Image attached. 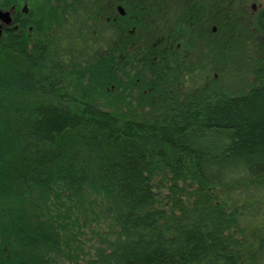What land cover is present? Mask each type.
<instances>
[{
    "label": "trees",
    "instance_id": "1",
    "mask_svg": "<svg viewBox=\"0 0 264 264\" xmlns=\"http://www.w3.org/2000/svg\"><path fill=\"white\" fill-rule=\"evenodd\" d=\"M85 22L77 46L0 42V264H264V47L241 93L201 67L130 115L92 97L119 55Z\"/></svg>",
    "mask_w": 264,
    "mask_h": 264
},
{
    "label": "flooded vegetation",
    "instance_id": "2",
    "mask_svg": "<svg viewBox=\"0 0 264 264\" xmlns=\"http://www.w3.org/2000/svg\"><path fill=\"white\" fill-rule=\"evenodd\" d=\"M1 12L8 13L0 19V39L9 33L20 36L29 45L40 34L48 40L58 39L62 34L65 48L82 43L75 32L82 18L92 36L108 32L116 34L115 41L107 48H125V64L129 63L130 50L139 52L145 49L161 48L157 54L159 65L171 63L173 51L180 54L182 44L177 43L176 32L185 28L192 34L188 40L192 48H209L210 38L218 36L224 43L227 24L245 23L251 32H257L264 13V0H2ZM174 19H178L175 24ZM256 24V26H255ZM236 28V26H234ZM74 34L73 37L67 36ZM200 34V35H199ZM24 35V36H23ZM21 38V39H22ZM102 47L104 42H92ZM83 47V46H81ZM104 48V49H107ZM137 53V52H136ZM133 60H136L133 59ZM137 62V61H136ZM143 65V62L140 63ZM146 76L145 78H141ZM155 73L142 74L134 85L125 84V92L131 99L156 96L158 87ZM126 80V79H125ZM166 84L164 83V86ZM119 90L122 89L120 85ZM163 87V86H162ZM116 91V86H111ZM132 95V96H131Z\"/></svg>",
    "mask_w": 264,
    "mask_h": 264
},
{
    "label": "rangeland",
    "instance_id": "3",
    "mask_svg": "<svg viewBox=\"0 0 264 264\" xmlns=\"http://www.w3.org/2000/svg\"><path fill=\"white\" fill-rule=\"evenodd\" d=\"M177 20L174 19L175 24ZM179 20H182L183 24L187 27L188 24L185 23L186 19ZM234 26H236V32L230 36L225 35L224 43L219 39V35L211 37L208 49L205 47L200 49V45H196L193 48L189 46L187 39L192 34L186 33V27L179 28V32H176V44H182L181 52L176 56L177 52L173 51L172 56L176 61V65H174L175 62L172 60L167 65H159L157 54L161 52V48L139 50V52L136 51L137 53L135 50H130L128 54L129 63L125 64V48H119L116 50L119 55V58L116 59L118 64L114 69L119 74V77H115L118 80L116 82L123 89L112 90V85L118 86L111 82L108 83V79L111 76L109 77L107 72L112 61L100 59L98 64L101 67V71L99 73L96 72V75L93 77L95 90L92 97L95 99V103L106 108V110L125 112V114L130 115L136 112L144 113V116L150 115L149 113L151 112L160 111L163 106L170 107L171 105H165L170 97L181 99L180 94L182 91L176 84L180 80H183L186 75H192L195 70L201 67L209 71V74L213 78L210 87L216 90L226 88L225 90H230L234 94L241 93V90L246 89L250 81V74L247 71L254 68L255 63L261 57L264 38L258 31L251 32V26H247L245 23L239 22L234 24ZM227 37L229 40H227ZM0 42H3V38L0 39ZM226 51H234L235 59L236 61L238 60L237 65H231L225 61L227 57ZM217 57H220V59L214 61ZM135 58L136 60H133ZM204 59L206 60L205 62L203 61ZM141 62H143V65L140 64ZM149 72H153L156 75L154 79H157L158 87L154 89V93L158 95L134 99L126 96L129 92H125V84L132 86L137 78L144 73L148 75ZM164 83L166 84L165 86ZM100 87H106L104 92L98 90ZM92 239V235L87 231L86 237L81 240L86 244L93 245L95 242ZM72 247H74V243Z\"/></svg>",
    "mask_w": 264,
    "mask_h": 264
},
{
    "label": "water",
    "instance_id": "4",
    "mask_svg": "<svg viewBox=\"0 0 264 264\" xmlns=\"http://www.w3.org/2000/svg\"><path fill=\"white\" fill-rule=\"evenodd\" d=\"M7 15H9V14L8 13L6 14L5 12L0 11V19L3 20L4 16H7Z\"/></svg>",
    "mask_w": 264,
    "mask_h": 264
}]
</instances>
